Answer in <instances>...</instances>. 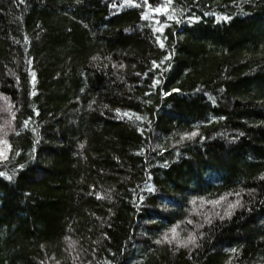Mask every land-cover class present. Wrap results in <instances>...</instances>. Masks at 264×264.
<instances>
[{"label": "trees", "instance_id": "trees-1", "mask_svg": "<svg viewBox=\"0 0 264 264\" xmlns=\"http://www.w3.org/2000/svg\"><path fill=\"white\" fill-rule=\"evenodd\" d=\"M0 141V264H264V0H0Z\"/></svg>", "mask_w": 264, "mask_h": 264}, {"label": "snow or ice", "instance_id": "snow-or-ice-1", "mask_svg": "<svg viewBox=\"0 0 264 264\" xmlns=\"http://www.w3.org/2000/svg\"><path fill=\"white\" fill-rule=\"evenodd\" d=\"M127 2H131V0H127ZM147 2V0H145V3ZM167 2H168V4H171V2H172V0H167ZM168 9H167V7H165L164 9H163V11H167ZM154 11L155 12H157V13H159V12H161L162 11V9H160V8H156V9H154ZM145 19H147L148 17H147V15L144 17ZM172 17L171 16H169V19H171ZM161 29H157V31H160ZM161 47H163V45L161 44ZM158 83V82H157ZM125 115H127V114H125ZM139 117H137V119H138ZM192 136H195L196 135V133H192L191 134ZM0 143H4L5 144V149L4 150H0V158H2V159H7V148H8V146H7V142L6 141H0ZM0 175H3V173H0ZM229 195H232V193H228V194H226L225 196H222L219 200H212V201H204V200H201L200 201V206L201 207H203V205L204 204H211L214 208L215 207H218V206H220L223 202H225L226 200H227V197L229 196ZM236 195H239V193H236ZM193 203V205L195 206L196 205V201H193L192 202ZM237 203H238V201H237ZM233 207H235V205L234 204H231V203H229L228 204V208H233ZM193 211L195 212V211H197V209L194 207V209H193ZM218 214V213H217ZM225 215H230V213L229 212H225ZM210 222V221H209ZM187 223H192V221L191 220H188L187 221ZM179 227V225H177V226H175V227H173L172 229H171V233H172V236H171V239H169V237L166 235L165 236V240H168V242L169 243H171L173 240H175L176 239V237L179 235V233L177 232V228ZM190 239H193V238H190ZM158 243L160 242V241H157Z\"/></svg>", "mask_w": 264, "mask_h": 264}]
</instances>
